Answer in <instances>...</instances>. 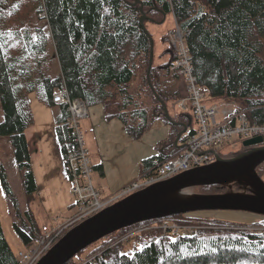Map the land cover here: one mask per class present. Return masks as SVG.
Masks as SVG:
<instances>
[{"label":"trees","instance_id":"obj_1","mask_svg":"<svg viewBox=\"0 0 264 264\" xmlns=\"http://www.w3.org/2000/svg\"><path fill=\"white\" fill-rule=\"evenodd\" d=\"M138 1L143 5L145 31ZM168 15L182 33L196 84L217 102L232 101L252 123L263 124L264 0H0V136L11 142L27 204L36 192L24 135L33 123L30 93L52 107L53 92L64 89L70 99L83 101L87 108L101 106L106 119L120 121L133 139L143 135L151 117L170 123L169 139L160 153L141 162L138 176L147 175L178 152L175 140L193 122L191 113L187 117L177 113L173 118L168 114L167 119L164 112V106L176 107L182 97L169 89L167 80L170 73L179 77L170 71L178 55L163 37L162 43L168 46L155 57L154 40L146 27ZM150 38L153 58L147 76ZM155 58L162 62L155 63ZM54 60L57 73H52ZM138 76L141 82L132 91ZM58 107L56 132L63 152L70 129L65 105ZM94 170L104 175L102 164L94 165ZM0 185L12 209L13 230L28 248L39 240L41 226L31 210L20 211L1 162ZM199 188L206 192L223 185ZM111 236L76 256L98 243L103 247ZM167 237L160 246L152 244L131 257L115 254L112 264H264V230ZM110 252V248L102 250L93 264H104ZM73 259L67 264H73ZM0 264H18L1 223Z\"/></svg>","mask_w":264,"mask_h":264},{"label":"rangeland","instance_id":"obj_2","mask_svg":"<svg viewBox=\"0 0 264 264\" xmlns=\"http://www.w3.org/2000/svg\"><path fill=\"white\" fill-rule=\"evenodd\" d=\"M146 27L154 40L155 57H157L159 53L168 46V44L172 47L171 51L172 49L174 51L172 39L179 28L170 15L166 16L159 24L147 23ZM163 37H166L168 44H165L164 41V43H162ZM49 49L53 55L51 42H49ZM166 58L168 59L169 56ZM161 62L162 60H156L155 58V63ZM57 72L58 67L54 60L52 73ZM172 76V73H170V76L167 78L168 84H170L169 89L178 92L182 96L185 93L183 79L180 76ZM140 82L141 77L138 76L131 84V87L134 88L132 91L136 89ZM217 101L219 100L213 99L210 96L206 99L207 103H216ZM224 102L227 103V101ZM56 107L57 106L54 105L50 108L57 111L58 107ZM167 111L172 118L177 113L183 114L187 117L191 112L189 106L185 112H182L178 109L177 105L176 107H174V105H168ZM2 119L3 114L0 106V122ZM45 120H47L46 117ZM81 130L85 146L89 150L92 164L99 163L104 167L103 177L96 172L92 176L94 188L99 194L101 200L110 201V199H114L126 185L137 179L139 168L143 160L160 153L163 144H165L171 135L172 126L160 117H151L143 135L140 138L133 139L128 135L120 121L116 119L108 121L104 115L102 107L95 105L88 108V117L81 121ZM263 144L249 148H244L242 142H238V145L234 148H232L233 144H226L222 151H217V153L222 158L227 159L247 151L246 149L250 151L251 148H263ZM30 146L32 147V142H30ZM0 162L8 174V180L14 194L16 195L20 211L31 210L39 226H42V223H48L49 225V221L45 220L43 215H40V212H43V210L37 198H35L29 205L27 204L19 172L16 169V164L14 162L11 142L8 137L0 136ZM255 171L264 182V162L259 164L255 168ZM249 189H251L249 186L234 181L223 185V188L211 189L206 192L199 187H191L177 195L195 196L228 193L250 195L252 192H250ZM37 195L38 193L35 192L34 197ZM117 200L118 199L115 201ZM11 214L12 209L0 185V223L4 237L16 255L20 251H26V248L22 246L13 230V218ZM76 214L77 207L75 205L74 197L73 204L67 207L66 212L62 214L64 217L59 221L60 229L58 231V238H62L75 226L69 220L72 217H77L78 215ZM49 226L53 227L52 225ZM176 230H178L179 234L176 233ZM189 230H193V232L190 233ZM236 230H264V217L241 211H205L177 215L162 220L147 221L143 224L123 230L122 232L119 231L112 234V236L107 239L108 243L103 245V247L98 243L88 249V252L81 257H74L73 264H88L89 258H97L102 253V250L104 251L108 248L111 249V252L107 255L104 264H112V258L115 254L131 257L133 254H140L145 249L152 247V244L159 243L160 246V242L165 239L168 240L167 236H221L224 232H236ZM120 239L127 240L122 243L120 242ZM98 247L102 248L100 249ZM158 249L160 252V247H158Z\"/></svg>","mask_w":264,"mask_h":264},{"label":"built area","instance_id":"obj_3","mask_svg":"<svg viewBox=\"0 0 264 264\" xmlns=\"http://www.w3.org/2000/svg\"><path fill=\"white\" fill-rule=\"evenodd\" d=\"M172 42L178 58L170 66V71L179 75L185 84V93L176 105L182 112L190 107L192 125L190 128H184L176 138L175 145L178 150L176 154L147 175L138 176L110 201L101 200L93 185L92 175L95 170L81 130V121L88 117L86 104L78 99H70L64 89L53 92L52 102L57 106L65 105L68 112L65 123L70 129V139L64 144L63 155L77 207L78 216L69 220L75 226L135 192L171 179L180 173L214 163L216 156H219L217 151H222L226 144H233L234 148L238 142H242L243 146L244 141L256 137H261V144L264 143V123L249 121L245 113L238 111L232 101L206 102L209 94L195 82L193 67L180 29L175 32ZM262 147L264 148V144ZM116 199L118 200L115 201ZM52 226H41L39 240L26 248V251L16 254L18 264H37L42 255L47 254L60 240L59 223ZM176 233L179 234L178 230ZM126 240L120 239V242L124 243ZM94 260L95 257H92L88 262L93 264Z\"/></svg>","mask_w":264,"mask_h":264},{"label":"water","instance_id":"obj_4","mask_svg":"<svg viewBox=\"0 0 264 264\" xmlns=\"http://www.w3.org/2000/svg\"><path fill=\"white\" fill-rule=\"evenodd\" d=\"M137 3L142 14L140 22L145 31L143 5L140 1ZM150 45L147 76L153 58L151 38ZM164 112L169 119L165 106ZM261 143L262 138L256 137L244 141L243 146L249 148ZM263 162L264 148H254L231 159L216 156L214 163L208 166L180 173L135 192L71 228L37 264H67L103 237L142 222L205 211H241L264 217V182L255 171ZM234 181L249 186L252 194L186 195L187 198L182 201H170V197H176L191 187L221 186Z\"/></svg>","mask_w":264,"mask_h":264},{"label":"crops","instance_id":"obj_5","mask_svg":"<svg viewBox=\"0 0 264 264\" xmlns=\"http://www.w3.org/2000/svg\"><path fill=\"white\" fill-rule=\"evenodd\" d=\"M28 99L33 123L25 130L24 135L38 193L33 200L37 198L43 210L40 215L49 221V225H54L64 217L62 214L74 201L64 155L56 132V117L59 114V107L55 105L58 110L54 111L53 108L40 103L35 93L30 94ZM30 142H32V147ZM97 164H93V166ZM44 224L48 225V223ZM44 224L42 223V225Z\"/></svg>","mask_w":264,"mask_h":264},{"label":"bare ground","instance_id":"obj_6","mask_svg":"<svg viewBox=\"0 0 264 264\" xmlns=\"http://www.w3.org/2000/svg\"><path fill=\"white\" fill-rule=\"evenodd\" d=\"M186 196H179L177 195L176 197H170V201H182L183 199H186Z\"/></svg>","mask_w":264,"mask_h":264}]
</instances>
